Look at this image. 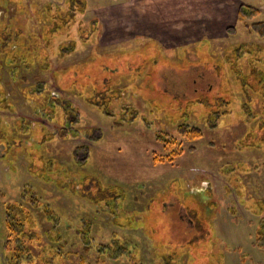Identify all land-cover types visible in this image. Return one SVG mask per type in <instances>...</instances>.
I'll return each instance as SVG.
<instances>
[{
    "label": "rangeland",
    "instance_id": "374dc122",
    "mask_svg": "<svg viewBox=\"0 0 264 264\" xmlns=\"http://www.w3.org/2000/svg\"><path fill=\"white\" fill-rule=\"evenodd\" d=\"M26 1L39 36L48 6L81 12L45 44L55 71L0 70L14 109L0 110V264L17 237L7 205L27 226L21 264H264V0ZM160 130L183 146L173 162Z\"/></svg>",
    "mask_w": 264,
    "mask_h": 264
},
{
    "label": "trees",
    "instance_id": "16d2710c",
    "mask_svg": "<svg viewBox=\"0 0 264 264\" xmlns=\"http://www.w3.org/2000/svg\"><path fill=\"white\" fill-rule=\"evenodd\" d=\"M10 1H15V8L13 10H9L5 14V16L2 17L0 20V70L4 66L5 63H12V68L10 69L12 75L18 76L19 73V68L20 65L23 64V66L26 65V68H28L29 65H34L38 64L41 69L45 70L48 67L51 68L52 71H55L54 68L49 64V57L48 54H45L48 48H46L45 44H48L50 42V39L56 35L60 34L63 32V30H67L66 35L71 36V33L73 32L72 26L75 24L73 23V18L76 17L78 12L77 9H73L68 7L67 10H59L57 12H54V9H52L50 6H48V11L46 13L50 14V18L53 20L54 23L49 24L43 27L42 31V36L38 35L36 33V26L34 23L30 22L32 15L34 17L39 15L38 18H40V15L44 12L41 11L40 7L38 4L35 3H30L26 0H10ZM26 1V2H25ZM248 6V4H245ZM251 7V6H248ZM9 8V7H8ZM247 11V9H246ZM53 13V14H52ZM64 17L66 18L64 22H61L60 20H63ZM241 17H245V14H242ZM97 27H93L91 31H97L96 33L98 34V29ZM47 29V30H46ZM87 28L85 27V23L81 24L79 27V34L85 39V41H88L89 37L86 35ZM260 33H264L261 30H258ZM48 32V33H46ZM36 33V34H35ZM85 34V35H84ZM46 36V38H45ZM74 39V38H73ZM78 45V42L70 43L68 45H65L67 47V51L75 50V47ZM64 47V46H63ZM62 47V49H63ZM52 53H54L53 50H51ZM13 63H17L14 64ZM18 65V66H17ZM200 68V67H199ZM203 70V69H199ZM199 70L194 71L197 73H201ZM184 77V76H182ZM194 83H197V78L194 77L193 79ZM1 84H0V110H14L13 105L11 102H9V99L6 98L4 93L1 91ZM204 89L200 87L194 86L193 92H197V94H202L206 95V92L210 91V85L207 87H203ZM65 91V90H62ZM176 92H179L181 95H185V90H174ZM37 92H39V97L41 100H38V102L42 104H38V107L42 108H47V113L50 117V119H58L62 120L65 123H70V125L73 124V122L69 119V111L71 110V105L70 103H58L54 101L56 99L53 97L54 95H49L45 94V90L39 89ZM30 93V92H29ZM28 95L30 96L31 94ZM187 93V92H186ZM188 94V93H187ZM96 95V94H95ZM187 97V96H186ZM100 99L99 96L95 97V99ZM50 101V102H49ZM35 103V104H36ZM70 105V106H69ZM12 107V108H11ZM57 109L61 110L62 113L60 118L57 116ZM104 109V108H103ZM56 114V115H55ZM109 114V113H107ZM109 115H113L110 113ZM212 127H215V124L211 125ZM25 130V129H24ZM22 130V131H24ZM183 133V138L189 139V140H194L197 138H201L203 136V130L198 128L197 126H192L187 127L186 125L182 126L181 129ZM77 133V132H76ZM79 134V133H77ZM72 136V133L70 134ZM156 139L163 145L164 150L167 152L166 159L170 160V162L175 161V159L178 156H181L183 153V146L177 141V138L168 132L165 131H158L156 133ZM21 142L25 143V141L21 140ZM161 158L156 157L157 161H163V157L160 156ZM86 158V157H85ZM30 190V189H28ZM33 191L27 192L26 199L29 202H33L38 200L36 196L33 195ZM26 195V193H25ZM13 205V204H11ZM38 205V202L37 204ZM15 207L16 204H15ZM22 210V208H20ZM15 208L7 205L6 207V226L9 232L15 233L16 240L12 241L11 245H14L15 250L11 251V256L8 257L7 261L8 264H21V261L23 260L21 253L23 252V243L21 242L22 237H25V235H28V231L25 230L27 229V226H24V223L21 222L19 219H17ZM23 211V210H22ZM52 211L50 208L49 210H46V212ZM18 212H21L18 209ZM32 211H29L28 214H26L28 217H31ZM264 228V224L262 225ZM260 232V231H259ZM12 234V233H11ZM261 235V233H260ZM259 235V240L261 241V236ZM10 245V242H9ZM11 248V247H10Z\"/></svg>",
    "mask_w": 264,
    "mask_h": 264
},
{
    "label": "flooded vegetation",
    "instance_id": "af4514ba",
    "mask_svg": "<svg viewBox=\"0 0 264 264\" xmlns=\"http://www.w3.org/2000/svg\"><path fill=\"white\" fill-rule=\"evenodd\" d=\"M26 189L28 190L27 186H24V188H22V190H21V194H25L26 193Z\"/></svg>",
    "mask_w": 264,
    "mask_h": 264
}]
</instances>
